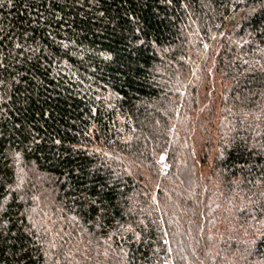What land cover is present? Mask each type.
<instances>
[{"label": "trees", "instance_id": "16d2710c", "mask_svg": "<svg viewBox=\"0 0 264 264\" xmlns=\"http://www.w3.org/2000/svg\"><path fill=\"white\" fill-rule=\"evenodd\" d=\"M0 264H264V0H0Z\"/></svg>", "mask_w": 264, "mask_h": 264}]
</instances>
